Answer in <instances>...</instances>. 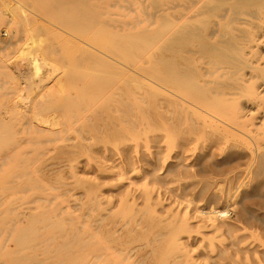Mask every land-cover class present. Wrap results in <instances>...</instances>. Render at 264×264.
Listing matches in <instances>:
<instances>
[{
    "label": "rangeland",
    "instance_id": "374dc122",
    "mask_svg": "<svg viewBox=\"0 0 264 264\" xmlns=\"http://www.w3.org/2000/svg\"><path fill=\"white\" fill-rule=\"evenodd\" d=\"M34 4L0 0V118L17 133L0 140V264H264V100L252 95L264 72L242 70L240 97L219 98L232 133L182 118L155 92L133 89L116 105L103 90L85 102L82 38ZM153 48L129 61L134 70L158 56ZM261 55L264 44L251 62ZM196 58L201 73H216L206 87L230 75ZM66 100H80L79 110L58 109ZM70 115L53 128L34 120ZM29 121L53 133L24 132ZM227 208L230 219L201 215Z\"/></svg>",
    "mask_w": 264,
    "mask_h": 264
},
{
    "label": "bare ground",
    "instance_id": "6f19581e",
    "mask_svg": "<svg viewBox=\"0 0 264 264\" xmlns=\"http://www.w3.org/2000/svg\"><path fill=\"white\" fill-rule=\"evenodd\" d=\"M30 1L37 3L38 6L34 5L39 7V12L48 16L52 22L70 26L82 38L80 40V49L85 56V66H88L86 67L88 71L84 74L86 85L81 90V96L85 102L88 101L89 97L100 96L103 90H106L104 98L107 101L115 104L123 101L125 102V104L123 103L124 105L127 104V101L123 96L130 95L133 89L145 90L146 95L150 97L155 92L164 98L162 105H168L167 101L170 100L171 103L169 104L177 105V113L182 118L185 116V119L186 117L191 118L192 121V118L195 117L205 121V130H210L213 134L219 131L229 133L231 130L222 124V119L224 120L222 117L225 111L219 106V98L233 97L234 99L235 96L240 97V86L242 82H245L244 78L246 77V75L240 74V72L244 73L242 70L250 68L254 72L258 69L264 72L263 54L261 55L262 57L256 59L257 65H254L250 60V55L254 54V52L256 55L257 49L264 44V0H113L114 3L112 2L113 4L109 7L106 6L108 4L107 0ZM190 9H193L192 13L190 11L186 12ZM57 32L56 34L59 37L63 36L61 31ZM152 47H157L158 56H154L146 65L134 70L133 65L129 61H135L146 49ZM56 51L58 52V50ZM151 51L150 53H152ZM171 55H175L180 60V63L177 61L175 63L171 62ZM198 56H201V58L205 57L209 61L208 66L215 65L218 68L228 69L230 75L226 74L228 77L225 81L218 83L217 87H213V85H211L213 88L206 87L210 82L204 80V78L210 75L214 76L216 73L208 69L201 73V70L196 68L197 66L195 65L196 57ZM37 61L38 59L33 57L31 63L36 65ZM50 75V73H47L42 81L48 80ZM201 78L203 79L201 80ZM235 90L236 92H234ZM30 91L32 90L30 89ZM252 95L259 101L264 100V79H261ZM79 101H62L57 108L71 110L70 107L74 106V108L79 110L81 104ZM259 107L260 105H258ZM83 111H89L91 114L96 113L92 108L89 110L84 108ZM244 111V108L243 110L241 109V113ZM70 112L73 111L71 110ZM93 117L95 116L93 115ZM93 117L92 121L90 120V115L84 120L91 121L92 128L95 127ZM94 119L96 120V118ZM34 120L37 123L53 128L61 125V121L62 123L66 120L73 122L75 116L72 117L70 115V118L60 117L59 120L52 119V117L34 118ZM36 122H26L23 124L26 127L23 126L22 130L27 132L34 127L36 132L42 131L45 133V131H48L53 133L50 129L42 130L36 125ZM84 123L86 124V122ZM256 125L255 128L260 129L263 123L261 121L259 127ZM174 126L176 127V125ZM11 132L12 125L10 120L7 121L5 118H0V140L6 136L17 135L16 132L14 134H11ZM232 213L233 211L229 210V208L223 211L217 209L201 211L202 216L206 218H210V216L217 218L218 216L219 218L217 219L219 220L230 219ZM41 250L43 251V249Z\"/></svg>",
    "mask_w": 264,
    "mask_h": 264
}]
</instances>
